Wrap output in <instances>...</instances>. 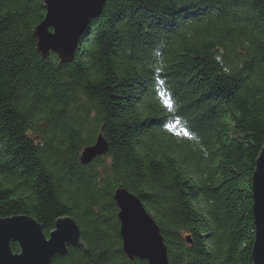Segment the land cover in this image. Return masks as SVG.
I'll list each match as a JSON object with an SVG mask.
<instances>
[{
  "label": "trees",
  "instance_id": "16d2710c",
  "mask_svg": "<svg viewBox=\"0 0 264 264\" xmlns=\"http://www.w3.org/2000/svg\"><path fill=\"white\" fill-rule=\"evenodd\" d=\"M46 14L45 0H0V218L30 215L48 235L71 215L84 244L53 264H148L123 249L124 187L171 264H253L264 0H108L67 63L38 50ZM99 133L108 152L82 163Z\"/></svg>",
  "mask_w": 264,
  "mask_h": 264
},
{
  "label": "water",
  "instance_id": "95a60500",
  "mask_svg": "<svg viewBox=\"0 0 264 264\" xmlns=\"http://www.w3.org/2000/svg\"><path fill=\"white\" fill-rule=\"evenodd\" d=\"M108 0H45L47 14L36 26L38 50L45 57L52 51L62 62H72L79 42L92 19L100 16ZM109 150V142L99 133L95 142L84 147L80 161L88 164ZM253 215L255 240L253 264H264V145L259 152L253 175ZM119 207L123 249L130 259L148 264H171L165 237L144 202L124 187L114 193ZM12 241L19 245L14 251ZM188 241L191 242L190 236ZM84 244L80 227L71 215L57 218L48 238L43 225L27 214L0 218V264H53L56 254L69 246Z\"/></svg>",
  "mask_w": 264,
  "mask_h": 264
},
{
  "label": "snow or ice",
  "instance_id": "6c2138e0",
  "mask_svg": "<svg viewBox=\"0 0 264 264\" xmlns=\"http://www.w3.org/2000/svg\"><path fill=\"white\" fill-rule=\"evenodd\" d=\"M163 83H164L163 81H160L161 85ZM159 97H160V99H161V101H162V103H163L165 108H167V109H172L173 108L174 102H173L172 98L169 96V94L166 91L161 89L159 91ZM180 126H181V121L179 119H175L174 123H170V124L166 125V127H168L169 130H171V131H175V129L177 127H180ZM177 134H182L184 136L191 137V133L186 128H182L181 132L177 133Z\"/></svg>",
  "mask_w": 264,
  "mask_h": 264
},
{
  "label": "rangeland",
  "instance_id": "374dc122",
  "mask_svg": "<svg viewBox=\"0 0 264 264\" xmlns=\"http://www.w3.org/2000/svg\"><path fill=\"white\" fill-rule=\"evenodd\" d=\"M104 9H105V8H104ZM103 11H104V10H103ZM98 17H99V16H98ZM98 17H96V18H98ZM96 18H94V19H96ZM92 20H93V19H92ZM87 28H88V27H87ZM85 32H86V31H85ZM85 32H84V33H85ZM81 38H82V37H81ZM37 47H38V44H37ZM52 52H54V51H52ZM52 52L50 53V55L52 54ZM55 53H56V52H55ZM56 54H58V53H56ZM50 55H49V56H50ZM58 56H59V55H58ZM47 58H48V57H47ZM120 223H121V222H120ZM162 234H163V233H162Z\"/></svg>",
  "mask_w": 264,
  "mask_h": 264
},
{
  "label": "bare ground",
  "instance_id": "6f19581e",
  "mask_svg": "<svg viewBox=\"0 0 264 264\" xmlns=\"http://www.w3.org/2000/svg\"><path fill=\"white\" fill-rule=\"evenodd\" d=\"M54 228H55V227H54ZM52 230H53V229H52ZM52 230H51V231H52ZM44 232H45V231H44ZM45 234H46V233H45ZM46 236L49 238V237L51 236V232H50L48 235L46 234ZM12 242H15V241H12ZM16 243H17V242H16Z\"/></svg>",
  "mask_w": 264,
  "mask_h": 264
}]
</instances>
